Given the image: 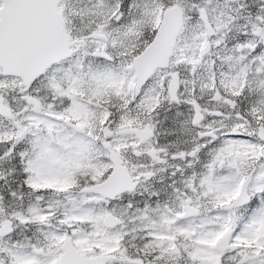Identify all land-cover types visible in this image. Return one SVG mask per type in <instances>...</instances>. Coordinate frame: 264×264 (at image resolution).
<instances>
[{
    "label": "snow or ice",
    "instance_id": "obj_1",
    "mask_svg": "<svg viewBox=\"0 0 264 264\" xmlns=\"http://www.w3.org/2000/svg\"><path fill=\"white\" fill-rule=\"evenodd\" d=\"M0 264H264V0H0Z\"/></svg>",
    "mask_w": 264,
    "mask_h": 264
}]
</instances>
